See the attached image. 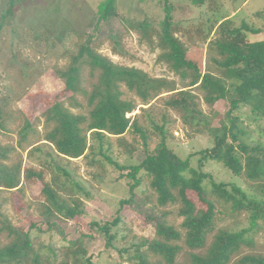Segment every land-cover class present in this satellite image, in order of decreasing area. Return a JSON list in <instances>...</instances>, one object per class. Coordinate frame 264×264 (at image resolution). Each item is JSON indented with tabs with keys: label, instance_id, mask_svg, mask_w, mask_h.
Wrapping results in <instances>:
<instances>
[{
	"label": "rangeland",
	"instance_id": "1",
	"mask_svg": "<svg viewBox=\"0 0 264 264\" xmlns=\"http://www.w3.org/2000/svg\"><path fill=\"white\" fill-rule=\"evenodd\" d=\"M5 1L0 0V9ZM101 1L20 0L4 23L0 33V121L3 126L0 127V145L11 150L7 159L0 160V170L8 171L16 166L20 169L16 187H0V213L13 226L29 231L34 248L42 256L53 259L55 252L59 260L64 248L80 238L93 264H133L131 254L135 245L154 236L147 214H164L167 223L183 235L177 205L159 206L155 195L145 190L144 193L137 192L118 211L119 201L128 198L129 191L124 176L127 169L120 170L114 163L135 164L143 158L142 151L128 150L111 136L97 140L88 133L90 148L85 155L77 158L55 156L53 146L42 139L48 129L43 115L45 99L58 96L72 112L88 114L91 107L87 96L78 92L71 99V93L64 90L63 79L56 74L68 66L88 35H92L91 46L114 63L132 66L152 78L165 79L178 89L186 88L188 79H182L159 60L161 49L155 30L159 29L164 14V0H115L116 15L96 25V9ZM167 2L172 7L173 23L178 26L175 36L182 42L188 58L202 71L213 70L208 61L207 46L215 35L216 24L223 18L230 17L236 25L244 20L259 29L257 33L246 32L250 41L264 38V0H204L197 5L191 0ZM143 21L148 23L147 36L137 28V24ZM97 75V70L81 63L80 84L86 92L97 81ZM120 90L122 98L135 105L126 116L135 118L149 132L152 143L159 139L153 124L162 125L168 146L182 158L189 155L191 167L201 168L214 181L234 183L249 196L262 199L255 190L256 182L245 175L236 176L212 159L203 160L199 166V151L212 146V132H198L183 124L178 114L164 104L170 92L163 91L142 103L124 85H120ZM192 92L196 95L198 108L209 118L211 127L229 123L224 116L229 108L227 99H218L208 105L203 101L200 89L193 87ZM233 114L237 117L240 140L264 148V117H256L249 107L242 105ZM26 121L30 127L23 138L21 129ZM131 137L129 133L125 135L128 144ZM50 156L70 172L80 187L72 186L73 189L66 188L62 192L81 197L83 212L76 219L44 216L39 193L41 183L24 175L25 169L33 168L43 170L46 180L54 177L60 183L65 181V176L54 168ZM50 164V167L46 166ZM203 184L210 189L209 178L204 179ZM193 198L196 200L194 195ZM218 207L224 210V215L216 221L217 228L239 230L249 226L248 211L231 212L230 207L222 202ZM117 215L118 223L110 231L114 238L107 246L106 236L88 225L90 222H110ZM1 219L0 216V226ZM31 223H34L33 227ZM257 223L258 226L250 233L252 243L243 245L228 264H237L236 260L245 253L264 254V220L259 219ZM9 240L6 232L0 230V245ZM176 243L181 247L176 262H181L192 250L184 244L182 237ZM150 258L157 260L159 257L150 254Z\"/></svg>",
	"mask_w": 264,
	"mask_h": 264
},
{
	"label": "trees",
	"instance_id": "2",
	"mask_svg": "<svg viewBox=\"0 0 264 264\" xmlns=\"http://www.w3.org/2000/svg\"><path fill=\"white\" fill-rule=\"evenodd\" d=\"M203 1L191 0V3L197 5ZM18 2L20 0H6L2 5L0 33ZM163 3L164 14L159 22V29L155 30L157 44L161 49L159 60L182 79H188L186 88L178 89L165 79L152 78L132 66L114 63L91 46L92 35H88L78 46L68 66L56 74L63 79L64 90L71 93V99L75 93L81 92L87 96V103L91 108L84 115L69 110L58 96L45 99L43 115L48 129L42 139L53 146L55 156L60 158L85 155L90 148L88 133L97 140L111 136L128 150L142 151L143 158L135 164L125 166L114 163L120 170L127 169L124 176L129 191V197L119 201L118 211L137 192L150 190L156 197L157 205H177V215L184 233L182 235L167 223L164 214H147L146 218L153 225L154 236L135 245L131 254L133 264H228L243 245L252 243L250 233L258 226L259 219L264 220V148L257 144L248 145L240 140L237 117L233 114L242 105L249 107L256 117H264V38L250 41L246 32L257 33L259 29L244 20L236 25L230 17L223 18L216 24L215 35L207 46L208 61L213 70L202 71L188 58L182 42L175 36L178 26L173 23L172 7L167 0ZM115 15V0H102L97 5L95 24ZM137 28L142 31L143 36H147V22L138 23ZM81 63H87L98 71L97 81L89 92L80 84ZM121 84L133 91L142 103H147L163 91L170 92L164 99V104L178 114L183 124L198 132H212V146L199 151V166L201 167L203 160L212 159L236 176L245 175L256 182L255 190L262 199L249 196L234 183L214 181L201 168L191 167L189 155L182 158L168 146L166 131L162 125L153 124L159 139L152 143L149 132L135 118L126 116L135 105L122 98ZM193 87L201 90L203 101L208 105L218 99L228 100L229 108L224 114L228 124L222 122L218 127H211L207 115L198 108ZM0 127L3 128L1 121ZM29 127L30 124L26 121L21 129L23 138ZM127 133L132 135L130 144L125 138ZM10 150L9 147L0 145V160L7 159ZM108 160L112 162L109 158ZM51 161L54 168L65 176L62 183L54 177L46 180L43 170L27 168L24 175L41 183L39 193L44 216L76 219L83 212L81 197L64 195L62 192L79 185L72 179L70 172L59 166L53 157ZM46 166L50 167L51 164ZM19 169L16 166L8 171L0 170V187H16L19 183ZM207 178L210 182L209 190L203 184V180ZM220 202L227 204L231 212L248 211L249 226L239 230L217 228L216 221L224 215V210L218 207ZM0 216V230L5 231L10 238L8 243L0 245V264H93L80 238L64 248L61 259L57 260L55 252L54 258L50 259L34 248L28 230L13 226L1 213ZM118 220L119 215L110 222H90L88 226L103 233L106 236L105 245L108 246L114 238L110 231ZM30 226L33 227L34 223ZM181 237L192 251L188 252L183 261L176 262V256L181 250L176 241ZM150 254L159 258L152 260ZM236 263L264 264V254L245 253Z\"/></svg>",
	"mask_w": 264,
	"mask_h": 264
}]
</instances>
